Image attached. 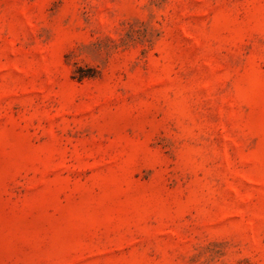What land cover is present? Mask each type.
I'll use <instances>...</instances> for the list:
<instances>
[{
    "label": "rangeland",
    "instance_id": "rangeland-1",
    "mask_svg": "<svg viewBox=\"0 0 264 264\" xmlns=\"http://www.w3.org/2000/svg\"><path fill=\"white\" fill-rule=\"evenodd\" d=\"M0 264H264V0H0Z\"/></svg>",
    "mask_w": 264,
    "mask_h": 264
}]
</instances>
